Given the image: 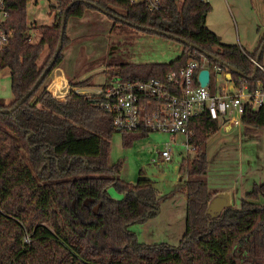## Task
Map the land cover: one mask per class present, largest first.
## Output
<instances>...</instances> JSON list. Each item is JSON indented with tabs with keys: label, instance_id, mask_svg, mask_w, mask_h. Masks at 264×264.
Instances as JSON below:
<instances>
[{
	"label": "trees",
	"instance_id": "trees-1",
	"mask_svg": "<svg viewBox=\"0 0 264 264\" xmlns=\"http://www.w3.org/2000/svg\"><path fill=\"white\" fill-rule=\"evenodd\" d=\"M74 1L54 0L55 21L39 26L40 41L33 43L28 33V0H8L5 27L15 33L0 52V68L11 71L14 100L9 105L0 102V108L14 107L49 65L65 10ZM91 1L127 20L111 17L112 31L126 34L137 24L171 33L243 72L244 76L232 73L231 81L237 86L246 83L253 89L258 82L264 86L263 54L259 61L263 68L258 67L251 78L264 35L253 53L223 43L206 24L212 9L207 0H161L157 11L130 0ZM87 8L94 7L74 3L67 22L84 16ZM70 41L65 30L62 51L43 82L12 113H0V264H264V182L254 183L239 208H228L215 217L207 212L213 198L205 179L210 164L207 146L221 128L220 121L208 113L191 121L194 156L183 158L178 169L188 178L184 182L186 230L180 245H148L129 230L157 215L166 195H160L144 169L136 182L120 178L121 162L110 163L111 138L118 131L100 97L72 90L60 100L48 90L46 81L64 60ZM182 44L180 56L169 63H136L114 55L109 62L116 73L111 76L123 81L164 79L191 60L201 59L202 52ZM46 48L49 54L40 65ZM207 65L210 70L220 65L230 71L213 58ZM70 85L85 88L94 83L90 76L71 79ZM198 85L195 75L194 86ZM242 125L246 132L264 128V109L248 108ZM150 133L122 132L128 146ZM110 188L123 198H113Z\"/></svg>",
	"mask_w": 264,
	"mask_h": 264
},
{
	"label": "rangeland",
	"instance_id": "rangeland-1",
	"mask_svg": "<svg viewBox=\"0 0 264 264\" xmlns=\"http://www.w3.org/2000/svg\"><path fill=\"white\" fill-rule=\"evenodd\" d=\"M209 1L212 5L207 19L209 27L216 31L225 43L243 45L246 51L253 53L264 35V0ZM53 5L54 0H28V33L33 43L40 41L39 26L53 25L56 14ZM77 21V18L71 17L67 22L66 35L72 33L74 40L64 49V63L51 72L46 81L47 85L59 77L60 68L63 67L70 75L68 80L71 77H79L82 80L92 76L94 86L88 92H95L104 83L111 81L112 73H116V67L111 66L109 62L114 55L121 54L123 61L136 63H169L180 56L184 49L183 44L177 40L149 34L138 28L129 29L126 34L112 31L113 19L96 9L87 8L82 21ZM48 54L46 48L39 58L40 65ZM262 64L264 66V51ZM211 73L213 88L219 89L225 83H231L223 74L216 76L214 67L211 68ZM13 100L11 71L8 68H0V102L9 105ZM245 131L235 125L231 130H227L221 125L219 132L210 139L207 152L210 160L214 159L208 179L211 188L223 184L231 185V182L237 181L241 190L246 177L256 175L255 179H260L258 175L264 174V128L250 130L248 134ZM182 139L181 135L178 136L177 144L172 146L171 159L162 161L160 152L170 141L169 135L152 132L148 136L134 139L128 146L124 143L122 132H115L111 138L110 163L121 162L120 178L129 182H136L141 169H144V176L155 182L160 195L168 196L177 189L175 184L181 177L178 169L182 159L194 156V151H188L180 145ZM245 184H248L247 188L252 185L248 180ZM109 193L115 199L123 198L113 188L109 189ZM164 201L161 204V213L154 219L159 221L152 227L149 223L129 227V230L139 234L140 242L148 245H180L182 234L184 235L186 230L185 225L181 223L185 216V205L176 204L171 197ZM181 210L182 213L176 218V222H171V219L179 216ZM168 234L171 238H168Z\"/></svg>",
	"mask_w": 264,
	"mask_h": 264
},
{
	"label": "built area",
	"instance_id": "built-area-1",
	"mask_svg": "<svg viewBox=\"0 0 264 264\" xmlns=\"http://www.w3.org/2000/svg\"><path fill=\"white\" fill-rule=\"evenodd\" d=\"M132 4L145 3L150 11H157L162 6L161 0H130ZM8 0H0V52L6 48L14 29H7L5 24L10 16ZM208 57L202 54L200 60H191L187 67L180 71H171L166 78H150L145 81H123L119 76L104 83L95 92L83 91L87 96L101 98L100 105L113 115L115 129L118 132H139L148 130L167 134L170 141L160 152L163 161H169L172 146L177 144L178 136L183 139L180 145L188 151H194L191 138L194 131L191 121L208 113L212 119L241 126L242 117L248 108L264 109V86L258 82L251 89L246 83L237 86L233 81L229 87H214L211 90V79L207 86H201L199 72L209 68ZM255 62V60H254ZM258 67L263 68L259 63ZM215 74H227L220 65L214 66ZM198 86H194V78ZM54 95L63 100L72 90L79 93L76 87L67 86L66 90L56 78L52 81ZM59 92V93H58ZM28 241V238H27Z\"/></svg>",
	"mask_w": 264,
	"mask_h": 264
},
{
	"label": "crops",
	"instance_id": "crops-1",
	"mask_svg": "<svg viewBox=\"0 0 264 264\" xmlns=\"http://www.w3.org/2000/svg\"><path fill=\"white\" fill-rule=\"evenodd\" d=\"M208 2H210L209 0H207ZM91 9H96V8H91ZM97 11H99V12H101L100 10H98V9H96ZM101 13H103V12H101ZM103 14H105V13H103ZM86 15V11H85V14H84V16ZM107 15V14H106ZM84 16H82V17H74V18H77L78 19V21H82V18L84 17ZM110 17V16H109ZM207 19H208V17H207ZM77 21V22H78ZM77 22H75V23H77ZM206 24H207V26L209 27V25H208V23L206 22ZM112 26H113V24H112ZM210 28V27H209ZM66 29H67V27H66ZM211 29V28H210ZM212 30V29H211ZM212 31H214V30H212ZM215 33H217L216 31H214ZM218 34V33H217ZM219 35V34H218ZM220 36V35H219ZM69 38H70V40H71V43L73 42V35H72V33L68 36ZM221 37V36H220ZM221 40H222V38H221ZM261 41V40H260ZM222 42L223 43H225L223 40H222ZM226 44H228V43H226ZM259 45H260V42H259ZM259 45H258V47H259ZM241 47L244 49V50H246L244 47H243V45H241ZM258 47H256V49H255V51L257 50V48ZM254 51V52H255ZM246 52H248V51H246ZM66 57V56H65ZM65 57H64V60H65ZM64 60L62 61L63 63H64ZM60 67V66H59ZM60 70H61V74L59 75V77H56V80L58 81V82H61L62 83V86H63V88L61 89V91H63V90H66L67 89V86L69 85V82H70V80L71 79H74L73 77H71L69 80L67 79V77L68 76H70L64 69H63V67H61L60 68ZM223 76L227 79V74H223ZM69 78V77H68ZM54 80V79H53ZM52 80V81H53ZM228 80V79H227ZM69 81V82H68ZM228 81H231V80H228ZM231 85V83L230 84H224L223 86L224 87H229ZM70 86V85H69ZM47 88H48V90L49 91H51L52 93H53V89L55 88V86L53 85V83L51 82L49 85H47ZM77 88V87H76ZM77 90H81V91H79V93H84L83 91H88V90H92V87H87V88H77ZM59 93V92H58ZM54 94V93H53ZM223 123V122H222ZM220 123L221 125H224L225 126V128L227 129V130H231L232 129V126L230 125V124H228V123ZM237 127H241V128H243V125H241V126H237ZM244 129V128H243ZM246 132V131H245ZM158 133V132H157ZM249 132H246V134H248ZM164 135H166V134H164ZM177 140H178V138H177ZM181 142V141H180ZM179 142V143H180ZM176 145V144H175ZM164 148V147H163ZM162 148V149H163ZM208 156H209V154H208ZM153 159H155V157L153 158ZM160 159L162 160V158H161V156H160ZM214 160V159H213ZM213 160H210V156H209V171H210V167L212 166L211 164H212V162H213ZM163 161V160H162ZM262 171V170H261ZM211 176V173L210 172H208V174H207V176L205 177V179H206V181H207V184H208V187H209V190H210V192L211 193H213V198L211 199V201L213 200V199H215V198H222V200H219L216 204H215V206H216V208H222L224 205H225V210L226 209H228V208H239L240 206H241V201H242V199H243V197H244V195L248 192V191H250L251 190V188L253 187V185H254V183H260V182H264V174L263 175H258L259 176V178L260 179H255L256 177V175H254V177H253V175H249V177L251 176L252 178L250 179L249 177H246L247 179H246V181L248 180V182H249V184H250V182H251V187H249V188H247V186H248V184H245V182L246 181H244L243 180V188L241 189V190H239V188H238V184H237V181H233V182H231V185H225V184H223V185H219V186H216V187H213V188H211V184H210V181H208V179H209V177ZM180 179L176 182V184H175V187L177 188L176 189V191L174 192V193H172V194H169L168 196L166 195V197L164 198V199H167V197H171V199H174L175 200V203L176 204H184L183 206H184V209H185V216H184V218L181 220V223H183V226L185 225V227H186V203H187V191H186V189H185V187H184V182L185 181H187L188 180V178L186 177V176H182L181 175V177H179ZM257 180V181H256ZM263 180V181H262ZM164 201V200H163ZM161 202V204L162 203H164V202ZM210 201V202H211ZM181 205V206H182ZM160 213H161V207H160V211H159ZM214 213H216V214H218V215H221L217 210H214L213 211ZM159 213V214H160ZM181 213H182V210L181 211H179V216H175L174 217V219H171L170 221L171 222H176V218H178V217H180V215H181ZM159 214H157V215H155V216H153V217H151V218H149L145 223H143V224H148L149 223V225H151V227H152V225H154L157 221H159L158 219L157 220H154V219H156L155 217H157ZM217 215V216H218ZM152 220H154L153 222H151ZM152 231V230H151ZM136 233V235H137V237H138V239H139V234L137 233V232H135ZM168 238H171V236H169V234H168ZM182 238H183V234H182ZM165 242V241H164Z\"/></svg>",
	"mask_w": 264,
	"mask_h": 264
},
{
	"label": "water",
	"instance_id": "water-1",
	"mask_svg": "<svg viewBox=\"0 0 264 264\" xmlns=\"http://www.w3.org/2000/svg\"><path fill=\"white\" fill-rule=\"evenodd\" d=\"M80 1H83L84 3L86 4H89L91 6H93L94 8L100 10L101 12L109 15L110 17L114 18V19H118L122 22H127V20L125 18H122L120 16H117L116 14L112 13V12H109L107 9L101 7L100 5H98L97 3H95L94 1H91V0H75L74 2H72L65 10V13H64V17H63V21H62V24H61V35H60V40H59V43L57 45V48H56V51H55V54L53 55L49 65L45 68V70L43 71V73L41 74L40 78L37 80V82L35 83V85L31 88V90L25 95L23 96V98L17 102L15 104L14 107L12 108H0V113H12L16 108H18L22 103H24L32 94L33 92L38 88V86L43 82V80L45 79V77L47 76V74L52 70L54 64L56 63V60L59 56V54L61 53L62 51V47H63V40H64V34H65V30H66V22H67V13H68V10L72 7V5L74 3H77V2H80ZM129 24L132 25V23L129 22ZM133 26H135L136 28L142 30V31H154L156 34L158 35H164L168 38H171V39H174V40H177L179 42H182V43H185L187 45H190L191 47H193L194 49L202 52L205 56H207L208 58H213L214 60H216L217 62H219L220 64L226 66L230 71L227 72V79L228 80H231V76H232V73H237L241 76H244L243 72H241L239 69H237L236 67L232 66V65H229L227 64L226 62H224L221 58H218L206 51H204L202 48H200L199 46H197L196 44L194 43H191L189 42L188 40L186 39H183V38H180L178 36H175L171 33H167L165 31H162V30H159V29H152L150 27H146V26H143V25H137V24H133ZM263 51H264V41L263 43L261 44L260 48H259V51L257 53V57H256V60H255V66H254V72H253V75L251 76V78H255V75H256V72L258 70V64H259V61H260V58H261V55L263 54ZM210 79H211V73H210V70L209 68H203L200 70L199 72V76H198V80H199V83L201 86H207L210 82ZM219 200H222V198H215L213 199L210 203H209V206H208V210L207 212L209 214H211L213 217L217 216L218 214L214 213L213 211L214 210H217L220 214H223L225 213V205L222 207V208H216L215 204L219 201ZM218 204V203H217ZM219 216V215H218Z\"/></svg>",
	"mask_w": 264,
	"mask_h": 264
}]
</instances>
